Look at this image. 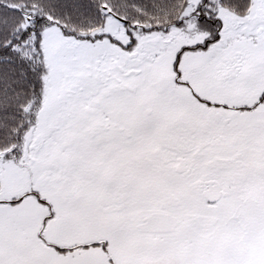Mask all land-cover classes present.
Masks as SVG:
<instances>
[{
  "label": "snow or ice",
  "instance_id": "6c2138e0",
  "mask_svg": "<svg viewBox=\"0 0 264 264\" xmlns=\"http://www.w3.org/2000/svg\"><path fill=\"white\" fill-rule=\"evenodd\" d=\"M0 264H264V0H0Z\"/></svg>",
  "mask_w": 264,
  "mask_h": 264
}]
</instances>
